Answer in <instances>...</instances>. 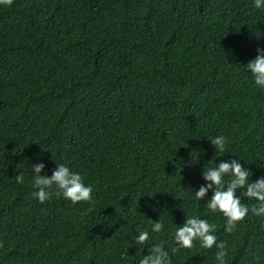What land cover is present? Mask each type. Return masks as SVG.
Segmentation results:
<instances>
[{
  "label": "trees",
  "instance_id": "obj_1",
  "mask_svg": "<svg viewBox=\"0 0 264 264\" xmlns=\"http://www.w3.org/2000/svg\"><path fill=\"white\" fill-rule=\"evenodd\" d=\"M258 47L264 9L252 0L0 4V264H138L155 244L170 264H218L215 245L178 248L174 230L191 215L215 225L226 264H264V215L227 232L206 206L212 191L195 198L221 160L264 175V89L245 71ZM220 134L224 152L209 141ZM38 160L49 176L58 162L78 171L92 201L53 187L40 203Z\"/></svg>",
  "mask_w": 264,
  "mask_h": 264
},
{
  "label": "clouds",
  "instance_id": "obj_2",
  "mask_svg": "<svg viewBox=\"0 0 264 264\" xmlns=\"http://www.w3.org/2000/svg\"><path fill=\"white\" fill-rule=\"evenodd\" d=\"M12 0H0V4L10 5ZM253 7L264 9V0H252ZM256 56L245 65V71L250 73L255 86L264 89V48L256 49ZM215 151H225L227 138L220 134L209 140ZM32 173V187L35 191L32 196L40 203L49 200L53 195L52 189L57 190L56 195H62L66 200L76 204L81 201L91 202L94 188L91 184L85 183L84 178L78 171H74L66 163H57L51 175L42 174L46 165L38 160L30 164ZM252 172L240 163L239 158L230 161L221 160L214 167L203 169V179L206 181L198 190H195V198L202 200L209 190L212 191L206 206L213 213H222L226 218L225 231L231 232L236 222L244 219L249 212L255 215H264V175L255 181H250ZM227 177V179H225ZM25 174L21 171L15 175L16 182L23 183ZM243 189V195L249 199L255 198L256 204L249 206L241 202L239 190ZM164 223L152 221L151 233H159L164 230ZM150 231L140 230L135 236V242L144 245L149 240ZM173 238L178 248H192L194 241H199L203 248L211 249L214 245L217 249L215 260L218 264H226L227 248L223 241H217L215 225L206 219L196 215L187 216L184 222L175 228ZM149 254L143 255L138 264H170L168 252L163 244H155L148 248Z\"/></svg>",
  "mask_w": 264,
  "mask_h": 264
}]
</instances>
